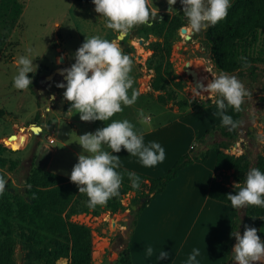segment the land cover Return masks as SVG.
<instances>
[{
	"label": "rangeland",
	"instance_id": "1",
	"mask_svg": "<svg viewBox=\"0 0 264 264\" xmlns=\"http://www.w3.org/2000/svg\"><path fill=\"white\" fill-rule=\"evenodd\" d=\"M16 1L20 6V16L0 48V176L7 181L6 191L0 194V246L10 238L14 244L15 264H26L27 242L24 235L26 229L31 228L27 222L19 219L17 207L25 205L30 212L41 195L73 184L70 181L71 171L78 162V155L82 153L78 136L95 133L97 129L106 127L111 120L127 119L134 125L137 134H146L145 144L155 141L165 149L164 162L147 169L137 157L129 156L126 150L119 157L138 160L141 165L136 166L141 170L139 173L149 174L152 178L166 174L177 158L186 153L199 158L210 151L221 150L233 157L244 155L251 165L256 157L264 156L262 63L253 64L252 71L227 73L236 76L249 93L242 105L240 122L233 139L221 136L220 124L205 130L200 136L198 128L208 122L212 124L213 120L210 119L204 123L200 117L195 116L180 123L174 121L188 113L216 107L212 99L206 97L208 93H204V96L196 94L191 77L185 73L186 64L198 74L197 82L205 85L220 73L209 60L210 48L205 41V30L195 34L187 30V20L180 0L173 6L177 12L171 15L168 14L167 0H148V8L156 19L147 25L134 27L126 38L119 40L123 53L133 60V88L140 95L134 105H122L123 111L107 122H82L75 110L68 111L71 105L63 98L65 89L57 87L61 83L66 85L64 76L58 71L70 68L75 63L74 54L86 37L97 35L110 41L116 39V34L106 28V22L95 12V6L77 3L75 0ZM233 2L231 0V4ZM174 18L180 28L172 36H167L165 31ZM183 29L185 32L182 33ZM128 38L132 40L135 53L126 43ZM186 51L191 52L193 57H187ZM25 55L33 59L38 68L34 74H28L32 81L30 88L17 90L13 87V77L18 74L16 61ZM255 58L264 59V31H256L241 42L233 41L230 47V64H240ZM60 59L63 61L60 62ZM159 65L161 78L149 69V66ZM161 96L165 104L160 102ZM170 96H174L175 100H169ZM195 133L197 142H194ZM217 143H222L225 149L215 147ZM190 144V151L185 153ZM103 147L106 151L110 150L107 145ZM23 160L32 164L28 176L20 170V162ZM212 162L207 160L202 176L213 168ZM33 172L56 174L66 178L67 182L57 187L37 188L30 185L28 180ZM219 179L229 188L235 184L231 171L225 172ZM133 198L132 193L126 195L121 200L123 209L117 213H110L100 207L71 217V222L90 230L89 264H120L119 252L127 248L124 245L127 239L125 233L134 228L131 226L135 220V211H131L130 206L140 203L133 204ZM192 199L186 202L188 205L183 202L160 208L158 222L156 214L152 218L148 214L142 218L141 227L137 231L141 235L142 230L144 233L137 238L139 241L135 252L147 255L143 260L145 264H168L176 256L179 257V264H187L193 249L200 250L201 254L197 257L199 264H215V247L218 245L215 234L220 228H216L219 224L218 216L212 214L218 209L204 208L203 215L193 222L195 215L200 213V189L197 195H192ZM5 207H10L12 213L5 214ZM143 210L139 212L137 220ZM243 211L244 207L240 211L235 210L236 216L233 213L232 220L237 223V227L225 239L230 250L228 264H233L234 254L232 257L231 253L236 243L231 233L239 231L242 226ZM36 232L38 250L47 252L52 248L53 241L61 240L44 231ZM243 232H240L241 236ZM118 235L122 236L121 243L118 242ZM148 247L153 249L152 256L147 254ZM161 250L169 254L167 259H158ZM32 264L53 263L49 257H43ZM54 264H65V261ZM258 264H264V261Z\"/></svg>",
	"mask_w": 264,
	"mask_h": 264
},
{
	"label": "clouds",
	"instance_id": "2",
	"mask_svg": "<svg viewBox=\"0 0 264 264\" xmlns=\"http://www.w3.org/2000/svg\"><path fill=\"white\" fill-rule=\"evenodd\" d=\"M92 3L95 12L105 19L106 28L116 34V39L110 41L97 35L86 37L74 54L75 63L61 70L66 85L61 83L57 87L65 89L63 98L71 105L68 111L75 110L82 122H107L123 111L122 105H134L140 95L133 88V60L123 53L119 40L126 38L134 27L154 21L156 16L148 8V0H92ZM176 3L177 0H167L169 15L177 12L173 7ZM180 3L187 20V30L193 34L226 19L231 7V0H180ZM33 61L27 55L20 56L16 61L18 74L13 77L15 89L30 88L32 81L28 74H34L38 68ZM193 89L197 95L208 93L206 97L216 105V115L221 117L222 126L229 130L237 127V122L225 112L229 108L240 112L249 93L236 76L220 72L206 85L198 82ZM78 141L82 153L73 166L70 181L78 187L79 194L87 195V207L91 210L106 206L110 199L120 194L123 182L122 175L117 171L121 166L120 158L113 153L126 150L129 156L137 157L146 168L155 167L166 158L165 149L155 141L145 144L143 135L137 134L134 125L127 119L111 120L95 133L78 136ZM104 145L111 151L104 150ZM127 175L132 187L138 188L140 178L135 173ZM6 185L7 181L0 176V194L6 191ZM233 187L238 191L226 198L234 210L240 211L248 206L264 208V172L252 168L247 172L243 185L237 183ZM257 233L256 228L248 226H245L242 236L239 231L231 233L236 240L232 249L233 264L264 261V241ZM147 254L153 255L151 247L147 248ZM200 254L199 249H193L187 264H199L197 257ZM168 255L161 250L158 259H167Z\"/></svg>",
	"mask_w": 264,
	"mask_h": 264
},
{
	"label": "trees",
	"instance_id": "3",
	"mask_svg": "<svg viewBox=\"0 0 264 264\" xmlns=\"http://www.w3.org/2000/svg\"><path fill=\"white\" fill-rule=\"evenodd\" d=\"M77 3L95 6L92 0H75ZM20 16V6L16 0H1L0 2V48L10 36L17 20ZM102 18V17H101ZM104 21L105 19L102 18ZM106 22V21H105ZM180 24L177 19H172L165 31V35L172 36L178 29ZM164 29V26L163 28ZM256 31H264V0H234L228 10L227 18L220 21L214 27H209L204 32L205 41L210 48L209 60L217 71L224 73H233L235 71L254 69L253 64L262 63L264 59L255 58L246 60L240 64H230V47L233 41L241 42L250 37ZM242 53V52H241ZM233 60V58H232ZM248 66L245 67L244 65ZM155 76L161 78V66L152 67ZM160 102L165 104L166 101L160 97ZM169 100H175L174 96H170ZM226 115L232 117L237 122V127L240 122V112H236L229 108L225 112ZM237 127L234 130L222 126L220 124V134L227 139H233ZM215 147L225 149L222 143H217ZM208 157V153L203 154L199 158H193L190 153H186L175 161L173 166L166 174L150 178L143 174L120 167L117 171L122 175L123 182L119 190L120 194L108 201L106 206H97L104 208L110 213H117L123 209L121 200L128 194H134L133 204L145 200L142 207L133 212L135 220L131 228L136 224V220L140 211L158 194L162 193L168 183L174 180L178 172L194 161L204 162ZM257 168L264 172V156H258L253 165L250 164L246 156L233 157L225 154L221 150L216 152L215 164L213 170V178L210 182L207 197L213 201L228 205L232 212L237 215L231 206V202L227 200L228 194H236L234 187L229 188L226 183H223L219 177L225 172L231 171L235 180V184L241 185L246 179L247 172ZM128 173H135L140 178L138 188H133L131 181L128 178ZM30 185L37 188L57 187L67 182V179L48 172H33L29 176ZM88 197L86 194H79L78 187L75 184L60 187L46 194L41 195L32 211L29 212L27 206L19 205L17 207V216L23 222H27L31 228L26 229L24 235L26 244L25 263L32 264L35 260L40 261L43 257H49L54 264L59 259H68L69 264H89L90 263V230L89 228L71 222L73 216L86 214L89 211L87 207ZM133 206V205H132ZM131 207V206H130ZM237 211V210H236ZM5 214L12 213L10 207H5ZM245 226L253 227L258 230V235L264 241V208L256 206L244 207L243 224L239 228V232L245 230ZM237 227V223L231 219V226L228 231V236L232 229ZM37 230L44 231L54 235L61 240L53 241L52 248L45 252L38 250V233ZM14 244L8 238L0 246V264H15ZM120 264H131L129 249H124L119 252ZM223 256L225 260L222 264H228L230 259V250L226 242L223 243Z\"/></svg>",
	"mask_w": 264,
	"mask_h": 264
},
{
	"label": "crops",
	"instance_id": "4",
	"mask_svg": "<svg viewBox=\"0 0 264 264\" xmlns=\"http://www.w3.org/2000/svg\"><path fill=\"white\" fill-rule=\"evenodd\" d=\"M217 111H218V109H217V107H215V108H211V109L202 110L199 112L188 113L185 116H183L179 119H176L174 121L178 120V122H176V123H180L182 120H185L189 117L192 118L195 116L200 117L204 121V123L207 122V119L208 120L210 119V121L213 120L212 124H208L209 123L208 122L205 125H203V127L198 128V130H199L198 134H200V136H201L205 132V130L221 124L220 123L221 117L216 115ZM142 135L144 137L146 134H142ZM194 136H196L194 142H197V133H195ZM190 147H191V144L187 148L185 153L187 151H190ZM107 151H111V150H107ZM123 151H125V150L122 149L120 153H113V155L120 157V156H122ZM215 156H216V152L210 151L207 159L204 162L194 161L193 163H191L190 165H188L184 169L180 170L178 172L177 177L174 180H172L170 183H168L165 190L162 193L155 196L145 206V209L143 210V212L139 216L133 230L130 231V235L127 239L128 240L127 249H129L131 264H145L143 262V260H144V257L147 256L146 254L142 255V254H137V252H135L137 250V245H138L137 242L139 241L137 238L142 236L144 233L142 230V235H141L140 231H137L138 227H141L142 218L146 214H148V216L151 218L156 214V217L158 215L156 222H158L159 217H160L159 211H161L160 208H162V207L165 208L166 206L167 207L173 206L175 204H181L183 202L188 205L189 201H193L192 195H197L198 189H200V201H199L200 202L199 203L200 213L197 216L195 215V217L193 218V222L197 221L203 215L202 211H204V208L207 207L210 210L211 209H214V210L218 209V210H216L217 213L214 212L212 214V215L218 216L217 221H219V224L216 228H220L217 231V233L215 234L216 239H218L217 240L218 245L215 247V249H216V255H215L216 262H215V264H222V262L225 260V258L223 256V243L225 242V239L228 237V231H229V228L231 226V219L234 218V215H233V212H232V209L230 206L216 202V201H213L207 197L208 188H209L210 182L213 178ZM207 160L213 161L212 162L213 168L210 171L208 170L207 175L204 174L202 176V172L205 170V164L207 163ZM134 163H138V164L135 165ZM120 165H121L120 167H122V168L131 170V171H134L137 173L141 172V170L138 167H136L139 165L138 160H124V159L120 158ZM133 165H135V166H133ZM139 166H141V165H139ZM143 175L150 177L149 174H143ZM160 176H158V177H160ZM150 178H152V177H150ZM153 178H157V177H153ZM186 202H188V203H186ZM185 208H188V207H185ZM208 215L211 216L210 213ZM191 226L192 225L190 224V227ZM181 243H182V241H181ZM178 260H179L178 256L173 257L171 260H169L168 264H179ZM139 261H140V263H138Z\"/></svg>",
	"mask_w": 264,
	"mask_h": 264
},
{
	"label": "water",
	"instance_id": "5",
	"mask_svg": "<svg viewBox=\"0 0 264 264\" xmlns=\"http://www.w3.org/2000/svg\"><path fill=\"white\" fill-rule=\"evenodd\" d=\"M183 32H185L184 29L182 30V33H183ZM126 43L128 44V46H129L130 50L132 51V53H135V48H134V46L132 45V40H131V38H128V39L126 40ZM139 43L141 44L142 41H139ZM185 55H186L187 57H193V54H192L191 52H189V51H186V52H185ZM62 61H63V60L60 59V62H62ZM58 72L61 73V71H58ZM185 73L191 77V81H192L194 87H196L197 84H198V82H197L198 74H197L194 70H192L191 68H189V65H188V64H186ZM202 75H205V73L202 72ZM31 166H32L31 162H29V161H27V160H23V161H21V162H20V170H21L22 174L28 176L29 173H30V170H31ZM144 202H145V200L142 199V200L140 201V203H139L137 206H131V207H130L131 211L139 210V209L142 207V205L144 204ZM129 235H130V232L125 233V237H126L127 239H128V237H129ZM127 239L125 240V243H124V245H126V246H127V244H128V240H127ZM121 240H122V236H121V235H118V242L121 243ZM233 254H234V253L232 252V253H231V256H232V257H233ZM17 259H18V261L21 260L20 255H18Z\"/></svg>",
	"mask_w": 264,
	"mask_h": 264
},
{
	"label": "built area",
	"instance_id": "6",
	"mask_svg": "<svg viewBox=\"0 0 264 264\" xmlns=\"http://www.w3.org/2000/svg\"><path fill=\"white\" fill-rule=\"evenodd\" d=\"M67 260H68V259H59V260H57L55 263H58L59 261H65V264H67Z\"/></svg>",
	"mask_w": 264,
	"mask_h": 264
},
{
	"label": "bare ground",
	"instance_id": "7",
	"mask_svg": "<svg viewBox=\"0 0 264 264\" xmlns=\"http://www.w3.org/2000/svg\"><path fill=\"white\" fill-rule=\"evenodd\" d=\"M135 165L138 164V163H134ZM139 166V165H138ZM142 169V168H141ZM147 169V168H146Z\"/></svg>",
	"mask_w": 264,
	"mask_h": 264
}]
</instances>
